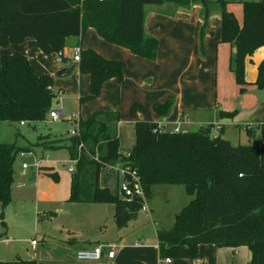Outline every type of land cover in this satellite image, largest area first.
Listing matches in <instances>:
<instances>
[{
  "label": "trees",
  "instance_id": "trees-1",
  "mask_svg": "<svg viewBox=\"0 0 264 264\" xmlns=\"http://www.w3.org/2000/svg\"><path fill=\"white\" fill-rule=\"evenodd\" d=\"M228 0H0V49L9 41L28 39L30 46L48 53L62 49L68 35H83L92 27L104 40L126 47L132 53L154 59L158 38L144 30L148 3L170 2L176 7L201 5L202 24L199 49L204 53V31L210 13H220L221 41L234 46L231 69L243 89L245 59L264 45V0H241L242 22L226 8ZM80 72L89 75V88L79 102L100 93L102 84L124 77L122 61L105 57L91 47L80 48ZM255 84L264 87V57L257 65ZM53 78L37 73L28 57L14 51L0 55V120L10 123L46 120L53 105ZM172 99L155 101L158 117L168 115ZM236 110H219L221 117H231ZM120 112L95 109L77 120V132L56 140L49 132L37 135L41 146L65 147L69 158L77 157L70 172L68 201L106 202L114 206L118 223L127 221L142 207L139 196L125 198L108 186L100 185L103 166L121 165L134 170L146 197L157 183L183 184L191 198L177 213L169 228L156 230L161 258L195 257L201 243L250 250L248 264H264V122L258 125L259 139L233 144L218 133H211L213 123L197 129L170 130L158 121L145 119L134 123L135 140L123 153L119 147ZM247 133L251 136L249 128ZM62 139L67 140L62 142ZM30 145L0 142V217L11 199L13 162L19 151ZM57 179L56 171L40 166ZM0 264H37L36 259L0 260Z\"/></svg>",
  "mask_w": 264,
  "mask_h": 264
},
{
  "label": "crops",
  "instance_id": "crops-1",
  "mask_svg": "<svg viewBox=\"0 0 264 264\" xmlns=\"http://www.w3.org/2000/svg\"><path fill=\"white\" fill-rule=\"evenodd\" d=\"M175 8L173 14H168L164 10L148 18L145 16L144 30L158 38V50L154 59L134 54L124 46L104 40L92 27H88L83 35H68L63 48L55 50L56 52L45 53L39 47L30 46L29 38L19 43L20 48H25L20 50L28 57L35 72H47L52 76L54 91L62 90L61 98L57 103L62 113L59 118L66 115V119L71 120L74 114L78 117H86L95 109L118 110L120 112L119 147L123 153H127L134 142V123L139 119L158 121L170 130L177 124L179 130H187L191 124L196 123L201 126L213 123L212 128L217 129V132L221 128L222 135L227 124L238 127L242 125L245 130L247 125L258 127L264 122V87H258L254 81L257 65L264 57V45L257 47L246 57L244 73L248 82L243 89H240L231 69L234 46L219 39L220 13L214 18H211L210 13L204 31L202 54L198 44L199 29L202 24L201 5L195 3L189 8L180 6ZM234 15L241 23L242 9L241 18L236 13ZM75 47H79V50L91 47L105 57L119 58L122 61L124 77L122 80L116 78L106 80L98 96L80 103L79 96L86 94L89 88V75L80 72L79 60L73 59ZM53 60L61 62L59 72H63L61 74L63 77L56 76L48 67L43 66V63ZM36 64L39 69L36 68ZM65 93L77 98V110L71 111L70 115L66 114L67 109L63 101ZM166 99H172L173 103L168 115L160 118L153 109V103ZM220 109L236 110V113L231 117H221ZM125 119L131 125L130 133H125ZM18 123L24 125L26 122ZM19 133L21 137L27 139L25 135ZM14 141L18 143L17 137ZM34 151L32 148L25 152ZM38 162L39 167L36 168L35 175L32 170L28 179H18L15 186L11 185L10 202L4 207L3 215L0 217V260L35 259L37 239L31 238L29 244L27 240L24 245L8 246L7 243L14 240L8 237L9 229L13 226L25 227L30 218L42 217L39 219L42 220L51 215L55 222L60 219L61 232H66L68 239L63 241L65 250L51 261L41 263L38 260L37 264H248L250 250L246 245L230 247L215 246L213 243H201L195 257L170 258L165 262L158 254L156 230L169 227H161L160 220H156L158 217L154 214L156 204L152 192L145 199L146 208L141 207L127 221L118 223L114 218V206L111 203L68 201L70 173L65 190L60 193L57 186L60 175L55 165L45 162L43 158ZM40 166L51 167L52 171L57 172L58 178L47 176V171ZM41 184L46 185L47 189H43ZM176 184L157 183L151 188V191H155L159 185H165L163 186L165 188H162L165 207L168 209L167 213L175 215L189 201L185 204L183 203L185 199L168 201L170 194L169 188L166 187H173L172 185ZM28 190L35 194V200H31L32 207H29L25 199ZM116 190L118 193V187ZM40 201H44L46 207H40L38 205ZM54 201L77 205L74 209L79 213L67 217L70 213H67L65 208L52 209L49 206ZM41 211L43 215L39 216ZM2 228L5 231H1ZM107 229H110V234L106 233ZM32 239L36 240L34 244L31 243ZM3 243L6 244L5 248L4 246L1 248ZM98 243L113 244L115 250L113 257L105 254L98 260H81L76 257L77 250Z\"/></svg>",
  "mask_w": 264,
  "mask_h": 264
},
{
  "label": "rangeland",
  "instance_id": "rangeland-1",
  "mask_svg": "<svg viewBox=\"0 0 264 264\" xmlns=\"http://www.w3.org/2000/svg\"><path fill=\"white\" fill-rule=\"evenodd\" d=\"M227 8L231 9L234 13L238 15L239 18H241V1L240 0H228L226 2ZM176 6L173 3L169 2H163V3H148L144 6L145 9V16L148 18L150 16H153L156 12L164 11L168 14H173L175 11ZM216 14H219L218 8H214L211 12V18H214ZM20 42H11L9 41L6 45L2 46L0 49V55L4 56L7 53H10L12 51H20ZM55 51V50H54ZM53 51V52H54ZM43 52V51H42ZM56 52V51H55ZM50 64V65H49ZM59 65H61V62H58L56 60H53V62H49L44 64V67H48L49 71L53 72L58 77H63L61 74L63 72H59ZM39 66L36 64V68ZM63 80V78H61ZM64 91V90H63ZM64 96V103L66 107V111L69 112L66 114L70 115L71 111L77 110V98L74 95H71L70 93L63 94ZM63 97V96H62ZM75 118L66 119L65 117L58 118L57 120H53L47 115L46 120H39L35 122H26L24 125H20L17 121L10 123L6 120H0V141H14L17 137L18 143H27L26 145L32 146V148L35 150L32 153L29 152H18L15 160L13 162L14 167V176L12 181V187L15 186L16 180L18 179H28L29 175L31 174L33 170V175L36 174V166L35 163L40 159L43 158L45 162L55 165L56 170L58 171L60 177H59V184L57 185L59 187V192L63 193L65 190V187L67 185V178L70 173V171L67 169L69 162V155L67 152V149L64 147L57 148V149H48L43 146H41V142L37 141V135L40 133L49 132L51 135V138H55L56 140L61 139L63 137L68 136V134H71L69 129L75 125ZM3 123V124H2ZM70 125V126H69ZM200 124H191L189 129H197L199 128ZM184 127V126H182ZM246 128H249L251 130V133L254 135L250 136L247 131L245 130L244 126H236L234 124L225 125L224 127V136L230 139V141L233 144L238 143H249L256 141L259 139V133L257 134L258 129L257 126H246ZM124 129L125 133L131 132V125L128 123V120L125 119L124 123ZM21 132L23 135L27 137V139H24L20 136ZM214 132H217V129L211 130V133L214 134ZM218 133V132H217ZM126 140L128 138L125 137ZM134 140H135V131H134ZM67 140L62 139V142H66ZM134 143V142H133ZM133 145V144H132ZM132 147V146H130ZM48 149V150H47ZM131 149V148H130ZM125 151V150H124ZM44 152V153H42ZM26 163L28 167L26 169H22V164ZM121 163L118 161L114 167L116 168H110L109 166H103L99 173V183L100 185H107L109 188L116 192V188L118 187V194L122 195L121 190L119 189V181L120 178L123 177V174L121 173ZM127 167V166H126ZM23 171H26V173H22ZM125 175V174H124ZM50 177V175H47ZM25 182H28L25 180ZM43 189H47L46 185L41 184L40 185ZM165 185H159L155 191H151L154 197V202L156 204V208L154 209V214L158 219L160 220L161 227H170L173 225V220L175 219V214L167 213L168 209L165 207V201L162 197V188ZM173 187H166L169 188V194L170 198L168 201L173 202L180 199H185L184 204L191 198V196L186 193L184 185L183 184H176L172 185ZM173 188V189H172ZM173 193V196H172ZM182 195V196H181ZM35 194L28 190L26 192V200L29 203V207H32L31 200H35ZM70 203H58L57 201L51 202L49 205L52 209H61L65 208L67 213H70L67 217L75 216L79 213L77 209H74L77 205H69ZM40 207H46L44 201H40L39 204ZM59 213H57L58 215ZM43 215V212H40L41 216ZM42 217H39L38 219H29L26 222L25 227L21 228L17 226L11 227L10 233L8 234V237L14 238L13 241H10L8 246H14V245H24L28 244L31 238H35L38 241V245L36 246L37 249V255L35 254L34 257L36 261L43 262H49L52 259L58 257L59 253H62L65 250V245L63 243L64 240H67L66 232H61L60 219H57L55 222L54 218H51V215L46 216L45 218L41 219ZM1 231H5V229L2 228ZM106 233L110 234V229L106 230ZM3 234V232H2ZM24 239H26L24 241ZM65 242V241H64ZM6 247V244H1V248ZM59 248V250H57ZM56 249V250H55ZM75 252V251H74ZM32 253V252H31Z\"/></svg>",
  "mask_w": 264,
  "mask_h": 264
},
{
  "label": "built area",
  "instance_id": "built-area-1",
  "mask_svg": "<svg viewBox=\"0 0 264 264\" xmlns=\"http://www.w3.org/2000/svg\"><path fill=\"white\" fill-rule=\"evenodd\" d=\"M80 58V50L79 47H75L74 48V54H73V59L74 60H79ZM62 95V90L61 89H57L55 90V97H54V105L51 106L49 112H48V116L52 119H58L60 116H62V113L60 111V108L57 107V103L60 100ZM73 118H75V125L72 126L69 131L71 134H75L77 132V120H78V116L76 114H74ZM21 123H23V120H20ZM159 126L162 128H165L164 125H162L161 123H159ZM174 131L179 130V126L178 124L176 126H174V128L172 129ZM77 157H72L69 158V162L70 164L68 165L67 169L72 171L74 168V163L77 161ZM36 168L39 167V162L37 161L35 163ZM22 167L25 168L27 167L26 163L22 164ZM114 166H112L113 168ZM116 168V167H114ZM113 168V169H114ZM121 173L123 174V177L120 178L119 181V189L121 190L122 196L125 198H131L132 196H139L142 200V208H146V195L144 192V189L135 173L134 170H131L128 166H122L121 167ZM35 239L31 240V243H35ZM114 246L113 244L110 243H98V244H94L93 246L89 247V248H83V249H79L76 251L75 255L78 259L81 260H98L100 259L104 254L107 255L108 257H113L114 255ZM163 261H169L170 258L169 257H164L162 258Z\"/></svg>",
  "mask_w": 264,
  "mask_h": 264
}]
</instances>
